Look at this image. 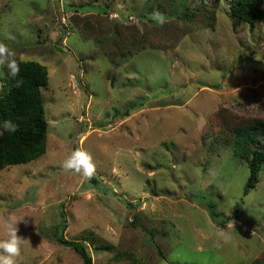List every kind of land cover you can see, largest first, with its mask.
<instances>
[{
    "label": "rangeland",
    "instance_id": "1",
    "mask_svg": "<svg viewBox=\"0 0 264 264\" xmlns=\"http://www.w3.org/2000/svg\"><path fill=\"white\" fill-rule=\"evenodd\" d=\"M229 1L0 0V42L48 71L45 151L0 169V240L27 221L16 264H83L53 237L61 210L92 264H264V166L244 193L216 115L264 118V22L233 26ZM76 149L100 187L63 170Z\"/></svg>",
    "mask_w": 264,
    "mask_h": 264
},
{
    "label": "trees",
    "instance_id": "2",
    "mask_svg": "<svg viewBox=\"0 0 264 264\" xmlns=\"http://www.w3.org/2000/svg\"><path fill=\"white\" fill-rule=\"evenodd\" d=\"M263 1L230 0L228 10L232 25L246 22L252 29L256 20L264 22ZM182 14L189 18L190 11L187 10ZM154 46L152 45V47ZM17 61L21 67L17 79L23 81L22 85L16 87V80L7 76L0 93V169L12 163L36 158L46 148L48 120L43 105L41 87L48 81L47 67L35 59H17ZM218 85L216 83L211 86ZM132 105L129 103L126 107ZM216 115H218L217 121L223 119V129L227 133L232 132L235 140L234 153L246 160L248 175L243 183V192L247 193L248 189L257 183L259 170L264 166V118L238 116L227 113L222 107L216 111ZM4 121H11L17 126V130L15 132L5 131ZM93 179L95 180L94 185L97 188L100 187L99 180L95 176ZM124 202L129 204L126 199ZM207 204L212 215H222L221 224L231 217L230 214L217 210L212 201ZM60 214L61 220L55 224L53 232L54 239L58 243L72 247L82 258L83 264H92V257L83 240L64 236L63 229L66 227L64 210H61Z\"/></svg>",
    "mask_w": 264,
    "mask_h": 264
},
{
    "label": "clouds",
    "instance_id": "3",
    "mask_svg": "<svg viewBox=\"0 0 264 264\" xmlns=\"http://www.w3.org/2000/svg\"><path fill=\"white\" fill-rule=\"evenodd\" d=\"M159 26H163L166 23L165 17L159 13L153 14ZM7 68V76L16 80V87H20L23 83L22 80L17 79L21 72L20 63L16 59V53L11 50L6 44L0 42V68ZM3 75V73H0ZM0 90H3L0 86ZM3 128L5 131L15 132L17 126L11 121H4ZM62 168L65 172H71L82 176L85 180H91L96 174V165L93 162L92 156L85 150L76 149L73 150L70 156L64 160ZM23 221L27 223L25 217L16 218L15 216H9L5 222V235L6 239L0 240V264H16V257L21 254L22 245L25 239L18 235V224ZM234 225L229 223L228 228H232ZM217 235L225 242L230 239L228 233L220 230Z\"/></svg>",
    "mask_w": 264,
    "mask_h": 264
}]
</instances>
